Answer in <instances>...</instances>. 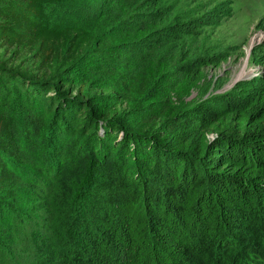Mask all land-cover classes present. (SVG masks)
<instances>
[{"label": "trees", "instance_id": "1", "mask_svg": "<svg viewBox=\"0 0 264 264\" xmlns=\"http://www.w3.org/2000/svg\"><path fill=\"white\" fill-rule=\"evenodd\" d=\"M84 3L0 0L30 62H0V264H264V73L207 94L163 0ZM68 167L87 184L60 224Z\"/></svg>", "mask_w": 264, "mask_h": 264}, {"label": "rangeland", "instance_id": "2", "mask_svg": "<svg viewBox=\"0 0 264 264\" xmlns=\"http://www.w3.org/2000/svg\"><path fill=\"white\" fill-rule=\"evenodd\" d=\"M73 1L70 0L71 8L86 7L84 0ZM162 6L170 23H187L183 26L185 37L176 46L181 56L187 57L181 66L204 72L214 84L223 83L220 88L211 87L207 94L222 93L238 80L264 73V65L254 61L256 47L264 43V0H163ZM16 50L14 45L0 41V62L30 68V62L20 58V51ZM22 51L23 55L28 54L27 48ZM70 89L78 93L76 86ZM90 93L98 94L100 90L91 89ZM197 96L198 91L192 90L188 99ZM83 184H87V179L78 175L75 167L65 170L52 201L58 223L72 222V206L84 197ZM68 227L65 233L72 242L77 238L78 225L73 222L72 229Z\"/></svg>", "mask_w": 264, "mask_h": 264}]
</instances>
